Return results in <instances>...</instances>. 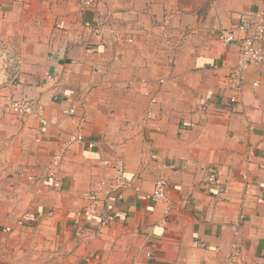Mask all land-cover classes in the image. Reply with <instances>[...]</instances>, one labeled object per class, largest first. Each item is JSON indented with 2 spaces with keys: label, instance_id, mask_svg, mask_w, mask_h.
Listing matches in <instances>:
<instances>
[{
  "label": "crops",
  "instance_id": "1",
  "mask_svg": "<svg viewBox=\"0 0 264 264\" xmlns=\"http://www.w3.org/2000/svg\"><path fill=\"white\" fill-rule=\"evenodd\" d=\"M98 1L0 0V53L20 62L6 81L0 60V175L19 179L4 180L17 197L11 207L0 191V264L35 255L47 264H232L233 244L240 264H264V62L244 70L230 103L221 80L240 46L218 39L262 0ZM25 98L44 106L47 126L10 112ZM58 154L52 184L45 177ZM115 158L131 187L83 218V194L108 182L104 162ZM212 170L222 194L206 181ZM159 177L167 215L147 198Z\"/></svg>",
  "mask_w": 264,
  "mask_h": 264
},
{
  "label": "built area",
  "instance_id": "2",
  "mask_svg": "<svg viewBox=\"0 0 264 264\" xmlns=\"http://www.w3.org/2000/svg\"><path fill=\"white\" fill-rule=\"evenodd\" d=\"M78 2L84 9L96 7L99 3L98 0H78ZM251 17L252 18L248 21H242L236 28L223 29L218 34V39L222 44L226 45L238 40L240 46L237 62L230 68L229 73L221 80L224 88L228 89L233 94L229 99L230 103L236 102V95L242 90L244 70L250 66L261 65L264 62V52L260 46V43L264 40V0H262L261 9L252 13ZM84 27L85 30H88L92 35H99L101 32L100 26H94V24L89 22H86ZM238 32L243 35L239 39L236 37V33ZM115 37L118 39L117 36ZM131 41V39H126L127 43H130ZM0 60L5 62L3 69L4 78L9 80L15 79L20 67L19 60L9 53H0ZM2 82L4 81H0V84H2ZM254 86H256V84H254ZM151 100L152 102H155L154 99ZM9 109L13 114L19 117H33L39 121L42 127L47 126V120L44 115V106L38 101L27 98L14 100L10 103ZM63 113L67 116H72L75 114V108L70 107L63 111ZM81 140L82 137L79 134L72 135L68 138V141L63 144L62 152L69 150L74 142ZM92 145L93 143H89V146ZM151 158L159 163V167H161L162 160L159 155L152 153ZM60 159V154L55 155L54 160L52 161V167L49 169L45 177L46 180L52 184H55L57 181L55 167H57ZM104 163L112 169V177H110L107 183L99 185L97 189L83 194V199L86 204L80 214L85 219H89L97 214V207L100 203H105L109 199L115 197L120 199L121 191L132 185V180L128 179L125 175V164L122 159L115 158L112 161H105ZM165 181L166 179L164 177H159L153 181V191L147 196V198L162 204L164 206V213L167 215L171 212L172 202L167 195V182ZM206 181L215 189V192L218 195L223 193L224 189L222 181L217 177L215 171H210ZM134 189L138 190L136 188ZM113 218L112 215L103 216L100 219V224L105 225L106 222L112 221ZM151 254L150 251H147L146 257L150 258ZM239 257V248L236 244H233L231 246L229 260L232 264H240Z\"/></svg>",
  "mask_w": 264,
  "mask_h": 264
},
{
  "label": "rangeland",
  "instance_id": "3",
  "mask_svg": "<svg viewBox=\"0 0 264 264\" xmlns=\"http://www.w3.org/2000/svg\"><path fill=\"white\" fill-rule=\"evenodd\" d=\"M78 1V0H77ZM79 3V2H78ZM99 4V3H98ZM81 6V5H80ZM85 24V23H84ZM11 48V47H10ZM13 51H15L14 50V48H11ZM18 54H19V52H17ZM9 54H11V53H9ZM12 56H14V57H16L15 55H13V54H11ZM6 81H9V79H5ZM12 80H14V79H12ZM3 84V83H2ZM1 85V84H0ZM32 100V99H31ZM35 101H37V100H35ZM11 112V111H10ZM12 113V112H11ZM13 114V113H12ZM13 115H15V114H13ZM17 116V115H16ZM54 157H55V155L53 156V158H52V160H54ZM55 170H56V167H55ZM49 171V170H48ZM13 174L12 173H10V172H8V173H6L5 174V177L4 176H2V175H0V191H1V195H3V196H5L7 199H8V201L11 203V204H8L9 205V207H11L13 204H14V201L17 199V197L14 195V194H12L13 193V191H11V190H9V189H5V186H4V180L6 181V183L7 184H9V183H12V182H14V178H15V181H17L18 182V177H13L12 176ZM20 178V177H19ZM30 180V179H29ZM45 180V179H44ZM31 181V180H30ZM47 181V180H46ZM48 182V181H47ZM9 186H11V187H13L14 189H15V186H14V184H11V185H9ZM25 189V186H24V188H23V190ZM4 191H8L7 192V194H5L4 193ZM12 192V193H11ZM26 217H27V214H24L23 213V215H21L20 217H19V219L16 221V224H17V226L18 227H20V226H24L25 224V222H26ZM33 256V255H32ZM37 255H35V256H33V257H28V259L26 260V263L25 264H47V262H46V259L47 258H42L41 257V255H39V257H37V258H35ZM31 258H33L32 260H31ZM13 264H14V262H13ZM50 264H52V263H50Z\"/></svg>",
  "mask_w": 264,
  "mask_h": 264
}]
</instances>
